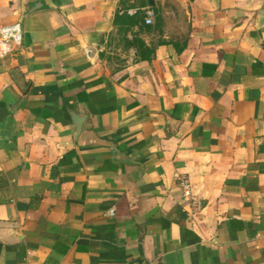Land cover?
I'll use <instances>...</instances> for the list:
<instances>
[{
    "label": "crops",
    "instance_id": "0c3cea01",
    "mask_svg": "<svg viewBox=\"0 0 264 264\" xmlns=\"http://www.w3.org/2000/svg\"><path fill=\"white\" fill-rule=\"evenodd\" d=\"M50 2L0 0V264H264V0Z\"/></svg>",
    "mask_w": 264,
    "mask_h": 264
},
{
    "label": "built area",
    "instance_id": "2783aa9c",
    "mask_svg": "<svg viewBox=\"0 0 264 264\" xmlns=\"http://www.w3.org/2000/svg\"><path fill=\"white\" fill-rule=\"evenodd\" d=\"M147 22L151 23V18H148ZM23 39L24 30L21 23L0 25V54L6 55L13 53L18 46L22 45ZM179 186L184 199L191 202L195 209H200L201 204L193 193L190 178L188 176H181L179 178Z\"/></svg>",
    "mask_w": 264,
    "mask_h": 264
},
{
    "label": "water",
    "instance_id": "95a60500",
    "mask_svg": "<svg viewBox=\"0 0 264 264\" xmlns=\"http://www.w3.org/2000/svg\"><path fill=\"white\" fill-rule=\"evenodd\" d=\"M34 2L35 4L31 6L30 2ZM51 5L50 0H23L22 4V17L20 22H22L23 18L27 16L29 13L37 10L38 8L44 6V5ZM75 128H76V134L75 137H78L82 131L84 122L87 118V115L81 114L78 112H70Z\"/></svg>",
    "mask_w": 264,
    "mask_h": 264
}]
</instances>
